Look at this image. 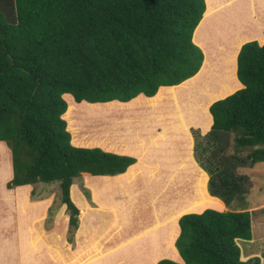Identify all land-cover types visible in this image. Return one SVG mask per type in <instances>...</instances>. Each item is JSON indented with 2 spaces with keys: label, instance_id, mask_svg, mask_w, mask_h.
Returning a JSON list of instances; mask_svg holds the SVG:
<instances>
[{
  "label": "trees",
  "instance_id": "16d2710c",
  "mask_svg": "<svg viewBox=\"0 0 264 264\" xmlns=\"http://www.w3.org/2000/svg\"><path fill=\"white\" fill-rule=\"evenodd\" d=\"M205 11L206 0H0V141L11 151L8 188L59 181L77 228L73 179L122 173L134 158L72 144L65 94L77 103L127 102L194 76L204 52L193 36ZM237 77L242 87L210 105L211 130L193 129L208 190L227 209L183 214L176 239L182 262L157 264H261L260 256H245L255 248V230L237 170L264 161V43L242 44Z\"/></svg>",
  "mask_w": 264,
  "mask_h": 264
},
{
  "label": "crops",
  "instance_id": "0c3cea01",
  "mask_svg": "<svg viewBox=\"0 0 264 264\" xmlns=\"http://www.w3.org/2000/svg\"><path fill=\"white\" fill-rule=\"evenodd\" d=\"M245 1L206 0V11L193 36L204 52V61L198 73L182 83L161 86L154 96L140 93L127 102L94 103H116L110 114L105 106L93 114L74 116L71 111L68 115V103L64 117L72 144L98 146L134 158L122 173L80 175L91 197L82 200L79 216L87 214L85 201H88L89 206L94 202L98 211H106L112 219L91 246L78 245L79 237L69 242L64 234L63 245H57L58 240L45 239L37 225L45 219L51 199L40 197L43 199L31 201L34 185L30 184L4 188L13 177L12 157L8 156L7 162L8 147L5 141H0L4 162L0 163V264H157L162 258L182 262L176 247L179 218L209 208L210 205L203 204L209 200L218 202L213 206L215 209H227L224 201L208 190L209 175L196 160L192 130L209 132L213 124L210 105L242 87L237 77V57L242 44L250 40L264 43V10L248 5L249 11L244 13ZM204 70L210 72V84L206 72L200 79ZM228 71L233 81L213 82L212 75L222 77ZM157 95L160 102L154 106L149 101ZM139 101L143 107L131 111L120 106L131 102L137 105ZM82 103L93 105L86 101L78 104ZM151 114L160 116L153 117L155 124L148 123L146 115ZM254 239L255 248L248 249L245 256L258 255L264 264L261 225L255 229ZM113 253L116 255L110 257Z\"/></svg>",
  "mask_w": 264,
  "mask_h": 264
},
{
  "label": "rangeland",
  "instance_id": "374dc122",
  "mask_svg": "<svg viewBox=\"0 0 264 264\" xmlns=\"http://www.w3.org/2000/svg\"><path fill=\"white\" fill-rule=\"evenodd\" d=\"M249 1L252 3L253 6H257L255 7L256 10L258 8L260 9V11L264 10V0H249ZM244 5H245V8L243 12L247 13L249 11L248 10L249 4L247 0L244 2ZM205 72L207 73L206 75L207 82L210 84V72L209 71H205V70L202 71V75L201 77L200 76L199 77L201 79L204 76ZM233 79L234 78L231 75V78L226 79L225 83L229 80L233 81ZM200 81H203V79ZM213 82L215 84H218V83L222 84L223 81L216 79V80H213ZM72 98L73 96H67L66 99L67 101L70 100L72 102H75V100H73L74 98L73 99ZM134 109H138V107ZM101 116H105V115L101 114ZM155 116L158 117L157 119H159L160 117L159 115H155ZM155 116L154 114L146 115V118L149 119L148 123L153 122V124H155L156 119L153 118ZM99 119L100 118H97V121H99ZM151 126L152 125L150 124V128ZM202 135H205V134H202ZM1 155L2 153H0V163H4L1 161ZM10 155H11V151H10V148L8 147L7 152H6L7 162L9 159L8 156L10 157ZM237 173L238 175H241L244 179L243 186L246 188L247 193H248L247 199H246V205H247V208L249 210H252L253 212V228L255 230L257 229L258 226L260 227V225L264 227V161L256 162L254 165L239 167L237 170ZM1 176H2V172H0V177ZM81 176L75 177L73 179V184H72L73 192L76 195V196H73V198L79 207H80L82 200H85V199L87 200V199H90L91 197L90 190L86 188L85 186H83L84 183H83ZM33 185H34L33 190H35V193L34 195L30 194L31 201L40 200L43 198H50L51 203H52V204L50 203L51 206H49L48 210L46 209L47 215L45 219L42 220L41 223L37 225V227L39 231H41L44 234V236L46 237L45 239H49L50 241L58 240L59 242H56L57 245H59V243L63 245L62 235L64 234L66 238L68 239V241H69V238H72L74 241V237H79L80 242L78 243V245L80 244L83 247H86L87 245L91 246L90 244H93V242L101 235V232L107 226L109 221L112 220L110 216L105 214L106 211L104 212L98 211L93 205L94 202L93 203L90 202L92 203V205L89 206L88 201H85L86 202L85 206L88 207L87 214L82 216L83 219L81 216H79V225L77 228H73L69 223V218H68L69 211L67 210L66 204L62 200V196H61L62 190H61L60 182L59 181L39 182L36 184H32V186ZM19 186H16V187L19 188ZM16 187H14L13 189H15ZM4 188L10 189L8 188L7 184L4 186ZM40 197H43V198H40ZM209 203H210V200L205 203L203 202L204 205L206 204L209 205ZM233 205H236V204H233ZM210 208H214V207H210ZM82 214H84V212H82ZM246 244L244 245L242 244L244 246L243 249L246 248ZM62 249L65 251L64 248ZM6 251L9 252L11 250L7 249ZM73 253L74 252H72L71 254ZM114 255L116 254L113 253L112 255H110V257Z\"/></svg>",
  "mask_w": 264,
  "mask_h": 264
},
{
  "label": "bare ground",
  "instance_id": "6f19581e",
  "mask_svg": "<svg viewBox=\"0 0 264 264\" xmlns=\"http://www.w3.org/2000/svg\"><path fill=\"white\" fill-rule=\"evenodd\" d=\"M248 1V4H249V6H250V8H255V7H257V6H253L252 5V3L249 1V0H247ZM261 2V1H260ZM205 74V73H204ZM206 75H207V73H206ZM223 75H224V77H223ZM228 78H231V71H228V73H226V74H222V77H221V81H224V80H226V79H228ZM70 101V100H69ZM159 102H160V98H159V96L157 95L156 97H154V98H152V100H150L149 101V103L150 104H154V106L155 105H158L159 104ZM91 104H93V105H87L86 103H82V104H78V103H75V102H72V101H70V103H69V105H70V110H69V112H68V115L71 113V111H74V116H80V114H82V113H96L97 111H100V110H102L103 108H105V106H107V109H108V113L110 114L115 108H114V105L116 104V103H114V102H111V103H107L106 105L105 104H94V103H91ZM142 104H141V102L139 101V103H137V105L134 103V102H131V103H129V104H127V105H120V106H123L124 107V109H126V110H128V111H131V110H133L134 108H136V107H140ZM116 109H119V108H116ZM78 140V139H77ZM200 179V178H199ZM200 181V180H199ZM205 203V202H204ZM200 204H202V203H200ZM218 204V202H216V201H211L210 200V203H209V205H210V207H213V206H216ZM33 240H34V238H33ZM35 241V240H34ZM31 242V241H30ZM29 242V243H30ZM43 242V241H42ZM41 242V243H42ZM32 243V242H31ZM37 243L39 244V242L37 241ZM36 244V243H35ZM40 245V244H39ZM27 246V245H26ZM28 247V246H27ZM33 247V246H32ZM92 248V247H91ZM34 249V248H33ZM42 249V248H41ZM38 250H40V249H38ZM91 250V249H90ZM98 250V249H97ZM125 251V250H124ZM44 252H45V250H44ZM52 252V251H51ZM101 252V251H100ZM26 253H28V251H26ZM39 253V252H38ZM41 254V253H40ZM50 254V253H49ZM123 254V253H122ZM128 254V253H127ZM137 257H138V255H137ZM140 257V256H139ZM138 257V258H139ZM96 259V258H95ZM36 260H37V258H36ZM58 261V260H57ZM144 261V260H143ZM62 262V261H61Z\"/></svg>",
  "mask_w": 264,
  "mask_h": 264
}]
</instances>
